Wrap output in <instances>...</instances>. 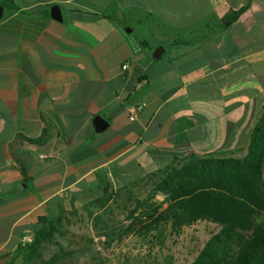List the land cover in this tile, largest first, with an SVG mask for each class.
Returning a JSON list of instances; mask_svg holds the SVG:
<instances>
[{
    "label": "crops",
    "instance_id": "obj_1",
    "mask_svg": "<svg viewBox=\"0 0 264 264\" xmlns=\"http://www.w3.org/2000/svg\"><path fill=\"white\" fill-rule=\"evenodd\" d=\"M12 1L0 18V264L41 216L104 187L247 152L264 110V0ZM53 4L61 21L41 12Z\"/></svg>",
    "mask_w": 264,
    "mask_h": 264
},
{
    "label": "trees",
    "instance_id": "obj_2",
    "mask_svg": "<svg viewBox=\"0 0 264 264\" xmlns=\"http://www.w3.org/2000/svg\"><path fill=\"white\" fill-rule=\"evenodd\" d=\"M0 4L10 11L18 10L12 0H1ZM242 10L225 12L220 27L232 24ZM41 12L49 15L48 9ZM263 154L264 110L252 127L247 152L242 157L192 154L178 166L169 164L149 175V198L161 193L167 203L157 219H169L174 228L197 220H208L218 227L188 264H264ZM121 189L129 192L126 186L116 190L104 187L88 203L102 208ZM143 201L136 200V208ZM157 209L147 215L151 217ZM63 218L64 214L41 216L32 230V241L19 243L6 264H35L37 260L53 264L58 260L57 255L43 259L41 250L59 231Z\"/></svg>",
    "mask_w": 264,
    "mask_h": 264
},
{
    "label": "rangeland",
    "instance_id": "obj_3",
    "mask_svg": "<svg viewBox=\"0 0 264 264\" xmlns=\"http://www.w3.org/2000/svg\"><path fill=\"white\" fill-rule=\"evenodd\" d=\"M221 146L228 144L220 141L216 148ZM151 187L149 181L129 192L118 190L102 208L72 204L41 250L43 259L57 255L53 264H188L218 227L197 220L174 228L169 219H157L167 203L161 193L149 198ZM136 200H144L138 208ZM153 208L158 209L150 217Z\"/></svg>",
    "mask_w": 264,
    "mask_h": 264
},
{
    "label": "water",
    "instance_id": "obj_4",
    "mask_svg": "<svg viewBox=\"0 0 264 264\" xmlns=\"http://www.w3.org/2000/svg\"><path fill=\"white\" fill-rule=\"evenodd\" d=\"M2 14H3V6L0 4V18L2 17ZM49 16L53 18L54 20H58V21H61L63 19L61 9L58 4H53L50 6ZM125 28L127 31H130L129 27H125ZM162 51H163V46H157L155 47L152 53V56L154 58H157L160 56ZM93 124L97 132L103 131L108 126V122L100 115H96L93 118ZM262 167H264V154H263V159H262ZM262 180L264 181V172L262 173Z\"/></svg>",
    "mask_w": 264,
    "mask_h": 264
},
{
    "label": "built area",
    "instance_id": "obj_5",
    "mask_svg": "<svg viewBox=\"0 0 264 264\" xmlns=\"http://www.w3.org/2000/svg\"><path fill=\"white\" fill-rule=\"evenodd\" d=\"M128 66H129V61H125L121 67L123 70H125L128 68ZM143 106H144V103L142 101H136V102L130 103L128 105V118L131 121L135 120L138 112L143 108ZM31 240H32V235H28L23 238L21 243L24 245L30 242Z\"/></svg>",
    "mask_w": 264,
    "mask_h": 264
}]
</instances>
